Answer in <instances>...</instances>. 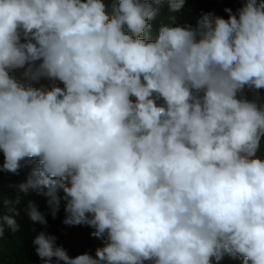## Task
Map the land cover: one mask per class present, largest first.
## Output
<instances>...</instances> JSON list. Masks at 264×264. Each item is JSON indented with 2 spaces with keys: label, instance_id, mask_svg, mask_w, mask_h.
I'll list each match as a JSON object with an SVG mask.
<instances>
[{
  "label": "clouds",
  "instance_id": "obj_1",
  "mask_svg": "<svg viewBox=\"0 0 264 264\" xmlns=\"http://www.w3.org/2000/svg\"><path fill=\"white\" fill-rule=\"evenodd\" d=\"M185 3L0 0V172L32 165L19 192L106 239L73 258L41 232L43 264H264V0L152 38Z\"/></svg>",
  "mask_w": 264,
  "mask_h": 264
},
{
  "label": "trees",
  "instance_id": "obj_2",
  "mask_svg": "<svg viewBox=\"0 0 264 264\" xmlns=\"http://www.w3.org/2000/svg\"><path fill=\"white\" fill-rule=\"evenodd\" d=\"M114 2L115 0H104L109 13L112 11ZM244 2L245 0H186L185 7L180 13L170 12L167 4H164L160 8L157 18L151 22L152 38H155L162 24H172L169 19L170 16L175 15L177 17V24L188 21L194 25L196 18L201 13L214 12L227 18L228 14L224 11L225 8H231L235 12L243 6ZM22 73L23 69H20L12 72L11 75L24 83H28L29 81L24 79ZM48 85L49 81L43 79L38 84H33L35 87ZM247 95L249 99L252 98L251 92H248ZM260 97L261 102H264V90L260 91ZM257 155L264 159V138L261 140V148ZM2 163L3 154L0 152V164ZM31 167L32 165L22 166L16 174L6 171L0 172V215L12 216L18 225V230L16 231H12L5 226L4 236L0 238V264H43L37 256L36 246L33 244V240L41 232L55 235L57 237V245L66 249L70 257L74 258L86 252L94 257L95 250L98 247H102L106 239L92 237L90 233L94 229L88 226L64 225L62 223L65 216L63 200L56 218L53 219L48 205V197L32 190L27 194L19 192L18 185L26 181ZM60 195L63 196L62 191ZM30 202L45 216L46 225L34 222L30 218L28 215ZM9 209L14 211H9ZM213 264H216V262L214 261ZM219 264H242V261L239 258L233 259L226 255Z\"/></svg>",
  "mask_w": 264,
  "mask_h": 264
}]
</instances>
